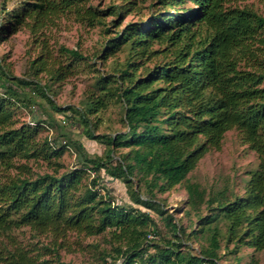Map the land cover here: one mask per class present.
<instances>
[{
    "label": "trees",
    "instance_id": "obj_1",
    "mask_svg": "<svg viewBox=\"0 0 264 264\" xmlns=\"http://www.w3.org/2000/svg\"><path fill=\"white\" fill-rule=\"evenodd\" d=\"M31 1L19 14L4 8L10 32H16L26 18H34L40 26L71 12L79 13L80 20L91 27L107 28L105 16L122 18L123 12L136 9L134 0L108 10L87 7L89 0ZM232 1L158 0L153 8L162 11L154 12L147 27L130 23L117 31L102 45L101 59L131 43L146 54L163 57L162 62L139 78L129 68L119 77L99 76V90L84 108L58 107L48 84L15 78L0 65V168L17 172L0 182V237L23 227L63 239L72 232L85 237L109 233L111 264L119 260L121 264H219L224 223L227 249L233 245L236 253L244 247L264 251V60L257 56L261 49L254 48L264 33V17ZM111 23L118 29L122 22ZM2 31L1 24L0 38ZM61 53L72 60L71 65L60 64L52 70V58L45 50L32 64L35 78L46 73L53 84L64 81L75 63L86 60L77 50L62 47ZM243 62L253 64L243 67ZM27 90L42 97L55 112H71L85 137L105 145V154L91 156L80 142H74L79 167L60 173L59 161L67 146L39 138L52 123L16 126L14 107L24 101ZM110 101L121 104L126 130L97 134L99 124L91 116L106 109ZM232 130L242 135L260 161L256 170L247 173L243 193H208L199 184L187 182L209 152L222 149L225 135ZM120 150L128 152L116 159ZM31 161L56 168L52 173H33ZM102 172L124 182L131 205L114 202ZM182 184L197 219V228L188 234L156 200L158 193ZM140 207L165 219L172 237L164 242L150 240L156 224ZM191 236L204 240L199 254L188 245ZM16 262L32 264L22 254ZM56 264L71 263L58 258Z\"/></svg>",
    "mask_w": 264,
    "mask_h": 264
},
{
    "label": "rangeland",
    "instance_id": "obj_2",
    "mask_svg": "<svg viewBox=\"0 0 264 264\" xmlns=\"http://www.w3.org/2000/svg\"><path fill=\"white\" fill-rule=\"evenodd\" d=\"M125 0H89L87 7L93 6L98 10H108L113 6L124 5ZM136 9L126 13L122 18L105 16L107 28L96 25L91 27L80 20L79 13L71 12L63 14L55 21H47L40 26L34 18H26L24 23L17 27L16 32H10L9 13H21L24 4L31 0H0V25L2 24V37L0 38V65L4 72L15 78L25 80H37L41 85L48 84L50 96L55 105L60 108H84V103L98 89L97 80L101 75L121 76L122 72L130 69V74L136 78L145 75L148 69L154 68L162 62L163 57H155L137 49L131 43L122 45L120 49L107 59H101L102 45L109 38L122 32L130 23H140L141 27H147V22L154 12L162 11L161 7L153 8L158 0H134ZM4 3L6 5L4 6ZM232 4L240 7H248L264 17V0H233ZM26 5V6H27ZM86 7V8H87ZM106 13V12H105ZM103 13V14H105ZM121 20V26L114 29L111 21ZM264 33L257 37L254 44L256 50L261 49L257 56L264 60ZM77 50L86 57V60L73 65V73L64 81L53 82L46 73L35 78L33 62L45 52L51 56L50 68L57 70L61 65H71L72 60L61 53V48ZM159 49V46H155ZM100 55V56H99ZM99 56V57H98ZM253 64L252 62H247ZM246 62L242 63L244 67ZM71 69V68H70ZM0 92L2 90L0 89ZM31 99V100H30ZM16 126L29 124L35 127L38 121H44L45 130L40 134L41 139L48 138L59 145L67 146L65 155L59 161L63 168L60 173L74 170L78 162V153L74 142H80L91 156H103L105 145L85 137L81 125L72 119L71 112H55L51 106L33 91H26V98L18 102L14 107ZM124 111L119 103L110 101L106 109L97 116H91L93 123L97 122V134L116 135L123 132ZM33 123V124H32ZM128 150H120L116 153V159L126 154ZM20 161L19 164H24ZM258 155L243 142L242 135L237 130L229 131L224 138L222 149L212 150L198 164L197 168L187 176V182L197 183L208 193H216L228 190L229 195L242 194L247 173L254 171L259 166ZM33 173H52L56 168L42 161L29 163ZM17 175L16 171H5L0 168V182ZM94 176V173H92ZM103 184L107 187L114 202L119 206L131 205L126 185L122 181L112 180L102 172ZM103 194H106L101 189ZM165 212L172 215L176 223L181 224L187 230V234L197 228L196 216L188 206L189 196L185 184L164 194H157L156 199ZM139 207V206H136ZM149 213L155 221L156 228L150 235V240L164 242L170 239L171 233L165 219L155 212L140 207ZM190 212V214H189ZM204 215L208 213L203 212ZM221 260L219 264H264V251L255 252L253 249L242 248L234 252L233 245L227 249L226 226L221 223ZM188 245L195 254H199L204 240L188 238ZM112 251V238L109 233L97 237H85L76 233H69L66 239L57 238L51 233L40 234L30 227L13 230L11 233L0 237V264H18L17 258L22 254L29 258L32 264H56L58 258L61 262L71 264H111L112 258L108 255ZM109 257H105L104 254ZM121 260L117 264H121Z\"/></svg>",
    "mask_w": 264,
    "mask_h": 264
},
{
    "label": "built area",
    "instance_id": "obj_3",
    "mask_svg": "<svg viewBox=\"0 0 264 264\" xmlns=\"http://www.w3.org/2000/svg\"><path fill=\"white\" fill-rule=\"evenodd\" d=\"M33 124V123H32ZM34 125H35V123H34Z\"/></svg>",
    "mask_w": 264,
    "mask_h": 264
}]
</instances>
